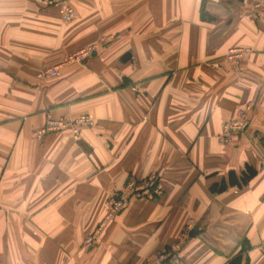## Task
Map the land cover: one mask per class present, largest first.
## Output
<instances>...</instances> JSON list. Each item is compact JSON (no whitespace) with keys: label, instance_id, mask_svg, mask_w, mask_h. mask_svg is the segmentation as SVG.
<instances>
[{"label":"crops","instance_id":"0c3cea01","mask_svg":"<svg viewBox=\"0 0 264 264\" xmlns=\"http://www.w3.org/2000/svg\"><path fill=\"white\" fill-rule=\"evenodd\" d=\"M50 1L0 0V264H142L177 242L179 264H264L257 0H67L70 21ZM92 44L83 64L36 77ZM233 47L252 51L232 64ZM248 101L245 132L220 141ZM82 113L95 125L78 140L33 134ZM152 174L158 195L105 219L109 196Z\"/></svg>","mask_w":264,"mask_h":264},{"label":"built area","instance_id":"2783aa9c","mask_svg":"<svg viewBox=\"0 0 264 264\" xmlns=\"http://www.w3.org/2000/svg\"><path fill=\"white\" fill-rule=\"evenodd\" d=\"M52 3H59L61 17L65 21H70L75 17L74 9L67 4V0H51ZM256 16H259L264 9V0H257L253 3ZM96 51V45L92 44L83 47L71 53L64 54L56 65L47 66L40 69L36 73L38 79H50L59 76L60 69L70 64H83ZM248 47H233L227 50L224 58L227 62L236 64L245 56L251 53ZM264 51V48H263ZM253 107L251 101L246 102L236 111L233 119L222 123V135L220 141L231 142L236 135L243 134L249 125V113ZM95 125V121L87 114H77L74 116H47L44 124L36 129L33 134L38 138L46 134L57 131H69L74 139L80 138L81 130L90 128ZM160 193L159 187L156 185V176L149 175L143 179L129 177L120 189L117 195H111L106 200L107 213L105 219H110L115 214L123 210L130 202L135 199H149ZM102 225L95 227L91 233L83 239L82 245L85 248L91 247L101 232ZM182 242H177L170 248L160 251L150 258L145 259L142 264H179L181 262L179 249Z\"/></svg>","mask_w":264,"mask_h":264},{"label":"trees","instance_id":"16d2710c","mask_svg":"<svg viewBox=\"0 0 264 264\" xmlns=\"http://www.w3.org/2000/svg\"><path fill=\"white\" fill-rule=\"evenodd\" d=\"M252 174H253V171H251V170L247 171V172L242 176L241 183H242V184L245 183L246 180H247ZM229 181H230L231 184L236 183V182H234V180H233L232 173H231L230 176H229ZM224 188H225V184L220 183L219 185L212 186V187H211V190H213V191H221V190H223ZM239 255H240V254H239ZM239 260H240V258H239V256H238L236 259H234L233 261H231L230 264H238Z\"/></svg>","mask_w":264,"mask_h":264},{"label":"water","instance_id":"95a60500","mask_svg":"<svg viewBox=\"0 0 264 264\" xmlns=\"http://www.w3.org/2000/svg\"><path fill=\"white\" fill-rule=\"evenodd\" d=\"M193 232H195V229L193 228L189 234H193Z\"/></svg>","mask_w":264,"mask_h":264}]
</instances>
